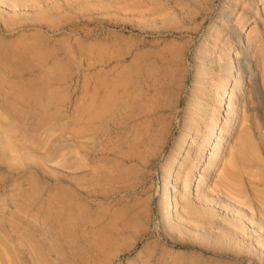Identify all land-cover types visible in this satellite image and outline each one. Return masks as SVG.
Wrapping results in <instances>:
<instances>
[{"label":"rangeland","instance_id":"rangeland-1","mask_svg":"<svg viewBox=\"0 0 264 264\" xmlns=\"http://www.w3.org/2000/svg\"><path fill=\"white\" fill-rule=\"evenodd\" d=\"M261 176L264 0H0V264H264Z\"/></svg>","mask_w":264,"mask_h":264},{"label":"bare ground","instance_id":"bare-ground-1","mask_svg":"<svg viewBox=\"0 0 264 264\" xmlns=\"http://www.w3.org/2000/svg\"><path fill=\"white\" fill-rule=\"evenodd\" d=\"M1 81H2V80H1ZM107 100H108V102H110L109 99H107ZM105 102H106V101H105ZM105 102H104V103H105ZM108 102H106V104H107ZM111 102H112V101H111ZM104 103H103V104H104ZM114 103H116V102H114ZM103 104H102V105H103ZM117 104H118V103H117ZM102 105H101V106H102ZM104 106L108 107L107 105H104ZM111 107H112V106H111ZM104 108H105V107H104ZM106 109H107V108H105L104 110H106ZM100 110H101V109H100ZM112 110H113V109H112ZM94 111H95V110H94ZM97 111H98V110H97ZM95 112H96V111H95ZM101 112H102V111H101ZM102 113H103V112H102ZM102 113H100V114H102ZM103 114H104V113H103ZM95 115H96V114H95ZM95 115H94V116H95ZM90 116H92V115H90ZM94 116H93V117H94ZM95 117H96V116H95ZM95 117H94L93 119H95ZM88 118H89V117H88ZM91 118H92V117H91ZM91 118H90V120H92ZM96 118H97V117H96ZM98 118H99V117H98ZM98 118H97V119H98ZM105 121H106V120H105ZM86 134H87V133H86ZM213 135H215V133H213V134L211 135V138H212ZM185 143H186V141H185V139H184L183 144H182V148L185 147ZM10 145H11V144H10ZM10 147H11V150H12L13 146H10ZM10 147H9V151H11V150H10ZM13 151H14V150H13ZM121 154H122V153H121ZM124 156H125V155H124ZM102 157H103V156H102ZM224 168H225V167H224ZM223 173H224V176H221V177H222V178L224 177V178H223V179H224V183L227 184V185H229V182H228V181L231 179V176H230V174H229V171H226V172H225V169H224V172H223ZM239 177H240V176H239ZM237 178H238V177H237ZM258 178H259V177H258ZM225 180H226V181H225ZM261 180L264 181V177L261 176ZM227 182H228V183H227ZM230 184H231V183H230ZM250 184H252V183H250ZM195 185H196V184H195ZM256 190H257V189H256ZM262 191H263V190H262ZM100 192H101V191H100ZM259 198H260V197H259ZM262 198H263V197H262ZM6 258H7V256H6ZM10 258H11V257H9V259H10ZM12 259H13V256H12ZM14 260H15V259H14ZM10 261H11V260H10ZM10 261H9V262H10ZM41 262H42V264H43V262H45V261L42 260ZM41 262H40V263H41ZM48 263H49V262H48ZM8 264H10V263H8ZM44 264H46V263H44Z\"/></svg>","mask_w":264,"mask_h":264}]
</instances>
